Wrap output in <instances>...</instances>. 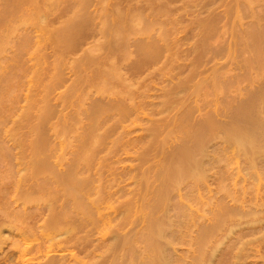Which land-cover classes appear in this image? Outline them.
<instances>
[{"label":"rangeland","instance_id":"rangeland-1","mask_svg":"<svg viewBox=\"0 0 264 264\" xmlns=\"http://www.w3.org/2000/svg\"><path fill=\"white\" fill-rule=\"evenodd\" d=\"M262 34L264 0H0V264H264V157L226 136Z\"/></svg>","mask_w":264,"mask_h":264},{"label":"bare ground","instance_id":"bare-ground-1","mask_svg":"<svg viewBox=\"0 0 264 264\" xmlns=\"http://www.w3.org/2000/svg\"><path fill=\"white\" fill-rule=\"evenodd\" d=\"M257 21H259V20H257ZM257 25V24H256ZM258 25H259V23H258ZM257 25V26H258ZM254 26V25H253ZM256 27V26H255ZM258 27H260V26H258ZM257 29V28H256ZM250 32V31H249ZM258 32V31H257ZM258 35H259V38H260V34L261 33H257ZM251 35H253V34H251ZM258 35H257V37H258ZM264 34H262V36H263ZM256 36V35H255ZM254 37V36H253ZM261 38H263V37H261ZM260 38V40H262ZM252 39V38H251ZM254 39V38H253ZM252 39V40H253ZM256 40V39H255ZM259 40H256V44H253L254 46H255V54L253 53V55H256L255 57V61H258V60H260V62H258V63H264L263 62V55H262V53H263V51H264V49H262V50H260V51H262V53L260 54V53H258L259 51V49H258V46L260 47V49L262 48L260 45H259V43H261V42H259ZM262 44V43H261ZM264 46V45H263ZM258 49V50H257ZM259 55H261V56H259ZM253 58V57H252ZM258 58V60H256ZM248 59H249V57H248ZM254 60V59H253ZM245 61H250L251 62V60H246L245 59ZM232 62H234V61H232ZM237 63V62H236ZM258 63H255V64H258ZM244 64V63H243ZM233 65H235V64H233ZM249 65H252V63L251 64H249ZM258 65H260V64H258ZM263 65V64H262ZM248 66V65H247ZM261 66V65H260ZM249 68V67H248ZM250 69V68H249ZM263 70V69H262ZM261 72V71H260ZM250 73V72H249ZM248 73V74H249ZM262 73V72H261ZM253 74H254V72H253ZM264 74V73H263ZM254 76H256V75H254ZM235 78H236V76H235ZM254 78H258V77H254ZM254 78H253V80H254ZM251 80H252V77H251ZM256 82V81H255ZM260 82V81H259ZM253 90H255L254 88H253ZM264 90V89H263ZM262 90V91H263ZM256 92H258L257 90H256ZM264 92V91H263ZM254 93H255V91H254ZM253 93V94H254ZM260 93H261V91H260ZM260 93H258V95H260ZM250 95H252V94H250ZM256 96V97H258V98H255V100L254 101H251V103L250 102H248V103H250V107H251V109H248V111L249 110H251V111H249V112H246V113H242L241 112V115H240V113H239V117L238 118H240L239 120L238 119H236V120H238V121H233V123H231V124H229V126L228 127H226V136L230 139V140H232L233 141V143L232 144H237L238 145V147L240 146L241 148H242V146L244 145V148L247 150V151H249L250 152V154H251V159L253 158V160H254V162L256 163V159L258 158V157H264V117H263V115H261V116H259L258 114H257V112H256V110H258L259 109V107H258V103L259 102H256L257 100H259L260 98H261V96ZM261 95H263V94H261ZM255 96V95H254ZM264 96V95H263ZM263 96H262V98H263ZM254 98V97H253ZM252 98V99H253ZM263 101V99L262 100H260V102H262ZM244 103V102H243ZM258 104V105H257ZM241 105V104H240ZM260 105H261V103H260ZM263 105H264V103H263ZM263 105H261L262 106V108H264V106ZM245 106H247L246 104H245ZM245 106H244V108H245ZM237 107V106H236ZM248 107V106H247ZM238 108V107H237ZM241 108H243V106H241ZM258 108V109H257ZM261 108V109H262ZM246 109V108H245ZM245 109H243V110H245ZM252 109H254L255 111H252ZM260 110V109H259ZM242 111V110H241ZM263 111V109L260 111V112H262ZM259 112V113H260ZM230 120V119H229ZM242 120H245V121H247V122H249V125H248V123L246 124V125H244V124H242ZM208 121H209V119H208ZM214 121V120H213ZM207 122V121H206ZM228 122V121H227ZM214 123H215V121H214ZM208 125V124H207ZM206 125V123H205V126H207ZM248 125V126H247ZM227 126V125H226ZM208 127V126H207ZM219 128V127H218ZM207 129V128H206ZM216 129V128H215ZM199 132V131H198ZM202 132H203V130H202ZM210 134V133H209ZM223 135H224V132H223ZM205 137V136H204ZM235 142V143H234ZM201 143V142H200ZM203 146V145H202ZM237 147V148H238ZM239 149V148H238ZM240 151H242V149L240 150ZM247 154V153H246ZM177 155V154H176ZM179 155V154H178ZM195 155V154H194ZM185 156H186V154H185ZM249 157H250V155H248ZM248 157V158H249ZM190 158H188V161L190 162V160H189ZM264 159V158H263ZM256 160V161H255ZM183 161V160H182ZM182 161L181 162H178L179 164H178V166H176V164H175V166H176V168L174 167V166H172V170H174L173 172H172V170H171V173H173L174 175H175V173H178V174H180L183 170L185 171V173L187 172L188 173V168H189V165H186V162L184 163V161H183V164H182ZM187 161V160H186ZM187 161V162H188ZM192 161V160H191ZM196 161V160H195ZM204 161V160H203ZM248 161H249V159H248ZM197 163H200L199 161H196ZM250 162H251V160H250ZM194 163V162H193ZM193 163H192V165H191V163H188V164H190V168L193 166L194 167V165H193ZM196 163V164H197ZM201 165H202V163H200ZM200 164L198 165V166H196V167H194L195 169L198 167V169H199V166H200ZM253 164V163H252ZM186 167H185V166ZM173 167L175 168V169H173ZM203 167V166H202ZM194 168H191L190 170H191V172L193 173V171H195V170H193ZM200 168H201V166H200ZM168 170V169H167ZM190 172V171H189ZM188 173V174H191L192 175V173ZM195 172H197V169H196V171ZM167 173V174H166ZM166 173H164L165 175H166V177H168L167 175H168V173H170V170H169V172H167L166 171ZM184 172H182V174H183ZM184 173V174H185ZM181 174V175H182ZM183 174V175H184ZM205 174V173H204ZM161 177V181L163 182L164 181V179H167V178H162V175H160ZM169 176H172L171 174L169 175ZM186 176V175H185ZM185 176H184V178H185ZM189 176V175H188ZM163 177H165L164 175H163ZM170 178V177H169ZM168 178V179H169ZM175 178V177H174ZM173 179V178H172ZM166 181V180H165ZM164 181V182H165ZM177 181V180H176ZM185 181V180H184ZM169 184H170V182H169ZM166 185H168V181H167V183H166ZM167 188H169V185L167 186ZM170 189V188H169ZM160 193V192H159ZM162 193V192H161ZM162 195V194H161ZM164 195V194H163ZM261 195V194H260ZM165 196V195H164ZM159 197V196H158ZM263 198V197H262ZM162 199V198H161ZM161 199H160V201H161ZM159 200V199H158ZM164 200H166L165 198H164ZM262 200H264V199H262ZM23 201V200H22ZM260 201V200H259ZM264 202V201H263ZM156 203V202H155ZM155 203H153V204H155ZM161 203V202H160ZM24 205V204H23ZM259 207H260V205H259ZM258 207V208H259ZM19 210L20 209H18V212H19ZM20 213H21V211H20ZM19 213V214H20ZM52 213H54V212H52ZM257 213V212H256ZM8 215V214H7ZM18 215V214H17ZM24 217H27V216H24ZM15 218H18L17 216H15ZM45 218V217H44ZM49 218H51L50 216H49ZM49 218H48V221H49ZM19 219V218H18ZM27 219V218H26ZM47 219V218H46ZM15 221H17L16 219H14ZM24 220V219H23ZM22 220L20 219V222H21ZM52 221V220H51ZM57 221H58V219H57ZM1 222V221H0ZM4 223V222H3ZM22 223V222H21ZM25 223V222H24ZM24 223H22V224H24ZM55 222H53V224H54ZM1 224V223H0ZM19 224V223H18ZM27 224V223H26ZM6 225L8 226V224L6 223ZM16 225V224H15ZM21 225V224H20ZM50 225V224H49ZM55 225H56V223L54 224V225H50V226H54V228H55ZM60 224H58V226H59ZM17 226V225H16ZM19 226V225H18ZM28 226V225H27ZM27 226L25 225V229H27ZM40 226V225H39ZM58 226H56V227H58ZM157 226H159V225H157ZM2 227H3V225H2ZM21 227H23V226H21ZM32 227V226H31ZM41 227V226H40ZM61 227V226H60ZM60 227H58V228H60ZM29 228V227H28ZM39 227H37V229H38ZM52 228V227H51ZM156 228V227H155ZM159 228H161V227H159ZM158 228V229H159ZM37 229H36V231H37ZM0 230H1V227H0ZM2 230H3V228H2ZM22 231H23V229H21ZM30 230H31V228H30ZM41 230V229H40ZM51 230H55V229H51ZM56 230H58L57 228H56ZM161 229H159V231H160ZM21 231V232H22ZM27 231V230H26ZM33 231H35V229H33ZM24 232V231H23ZM30 232V231H29ZM38 232V231H37ZM53 232V231H52ZM57 232H61V231H56V234H57ZM165 232V231H164ZM26 233V232H25ZM34 232H32L31 231V234H33ZM42 233V232H41ZM40 233V234H41ZM55 233V232H54ZM1 234V233H0ZM36 234H39V232L38 233H36ZM36 234H34L35 235V237H36ZM33 235V236H34ZM54 235V234H53ZM52 235V238L54 237ZM0 237H1V235H0ZM37 238V237H36ZM65 238V237H64ZM64 238H63V240H64ZM68 238V237H67ZM61 239V238H60ZM66 239V238H65ZM252 241V240H251ZM60 242V241H59ZM64 242V241H63ZM24 243H26L25 241H24ZM30 243V242H29ZM31 244V243H30ZM53 244V243H52ZM23 245H25V244H23ZM22 245V246H23ZM65 245V244H64ZM63 245V246H64ZM26 246V245H25ZM40 246V245H39ZM18 248V247H17ZM27 248V247H26ZM28 250H29V248H27ZM46 249H48V248H46ZM43 251H45V250H43ZM18 252V251H17ZM26 252V251H25ZM46 252H48L47 250H46ZM17 254V253H16ZM21 254V253H20ZM159 255H161V254H159ZM162 255H164V254H162ZM20 256V255H19ZM17 257V256H16ZM53 257V259H54V256H52ZM51 257V258H52ZM24 258V257H23ZM50 258V257H49ZM50 258V259H51ZM55 258H57L56 256H55ZM59 259V258H58ZM165 259V258H164ZM49 260V259H48ZM57 260V259H56ZM55 260V261H56ZM22 261V260H21ZM166 261V260H165ZM51 262H52V259H51ZM57 262V261H56ZM24 263V262H23ZM49 263V262H48ZM43 264H45V263H43ZM52 264H56V263H52ZM163 264H165L164 262H163Z\"/></svg>","mask_w":264,"mask_h":264}]
</instances>
